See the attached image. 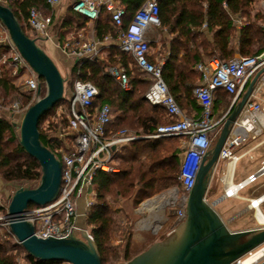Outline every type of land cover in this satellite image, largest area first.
I'll return each mask as SVG.
<instances>
[{
	"label": "built area",
	"instance_id": "2783aa9c",
	"mask_svg": "<svg viewBox=\"0 0 264 264\" xmlns=\"http://www.w3.org/2000/svg\"><path fill=\"white\" fill-rule=\"evenodd\" d=\"M15 1L18 0H0V4L9 7V4ZM62 2L63 0H45L46 6L51 10L59 7ZM262 7L264 10V0ZM72 9L89 22H96L102 10L109 13L117 30L115 41L119 49L134 59L142 77L151 83L145 94L146 101L152 106L162 107L170 121L158 125L153 133L144 137L137 136L125 128L108 135L107 129L113 120L111 107L108 104L94 107L99 90L90 81L76 80L71 96L67 98L69 103L60 106L57 111V114H66L68 123L65 130L73 139L72 147H65L67 134L60 131L58 136L62 143L55 153L62 164L59 195L48 205L29 208L24 219L33 225L34 235L38 238L63 239L84 231L93 240L91 231L79 228L76 219L80 198L85 199L87 211L94 203L91 195L97 173L116 172L115 156L122 147L132 141L141 138L180 137L184 140L185 147L178 177L182 191L178 188L169 191L168 194H173L174 199L168 202V207L175 209L179 222L185 221L189 195L195 185L203 158L219 136L229 115V112H226L219 117L215 116L214 102L217 94L225 93L234 98V103L238 102L255 74L264 67V52L258 56L239 57L228 62L215 57L207 63L196 65L195 69L201 75V82L195 90V97L202 112L200 118L190 119L184 116L164 81L163 68L166 58L151 60L150 35L161 27L159 0H146L127 25H125L127 12L116 0H77L72 4ZM27 22L37 40L52 39V14H46L43 8L33 7L29 10ZM262 28L264 32V25ZM113 39L114 37L108 35L103 42ZM101 43L102 41L98 40H88L73 44L57 43V47L67 56L82 63L99 59ZM0 52L4 62H8L13 68L14 77L22 80L23 86L33 93L34 98L40 88L46 90L44 80L23 58L1 22ZM107 72L123 89L129 88L128 75L123 66L108 67ZM263 135L264 74L257 81L249 100L231 126L220 152V160L229 163L238 161L236 151L247 142ZM261 177H264V164L245 181L234 185L233 188L230 187L226 195L230 198L237 196L239 191L257 182ZM257 200L261 205L264 202V193L251 200L250 206L256 209ZM9 223L10 220L7 218L4 226L10 231ZM259 225L262 227L250 230L264 229V225ZM230 264H264V243Z\"/></svg>",
	"mask_w": 264,
	"mask_h": 264
},
{
	"label": "trees",
	"instance_id": "16d2710c",
	"mask_svg": "<svg viewBox=\"0 0 264 264\" xmlns=\"http://www.w3.org/2000/svg\"><path fill=\"white\" fill-rule=\"evenodd\" d=\"M116 1L127 12L125 17V25H127L146 0ZM223 2H226V11L222 7ZM252 3L253 0H159L160 28L173 36L170 45L167 46L168 57L163 68V78L180 107H184L185 104L189 105V103L193 106L198 104L195 90L199 85L198 80H201V75L199 72H195L193 67L202 58L199 57L197 48L192 49L189 53V36L192 28H200L205 23L211 31L218 28L213 33L214 45L203 48V51H210L211 55L218 52L219 59L224 62L230 61L236 50L243 57L258 56L264 52V42L259 37L260 33L264 37V32L263 28L259 29L257 23L258 19L264 17V10L253 13ZM43 6L47 8L45 0H18L9 4V8L19 23L25 21L27 25L29 10L33 7L43 8ZM44 11L46 14L50 13L45 9ZM229 13L239 14L242 19H245L237 49L230 43L234 36V27ZM87 22L89 21L75 13L71 6L63 28H66L67 31L80 29ZM21 26L24 32L31 37L22 24ZM95 32L96 37L100 40L108 35L116 37L117 30L112 23L111 16L105 10L101 11L99 19L95 22ZM151 60L153 61L152 58ZM119 64L126 69L129 79L128 89H123L116 79L107 72L108 67H116ZM137 70L139 69L133 58L115 47L109 49V54L105 59L78 62L70 70L74 77L72 90L76 80L90 81L99 90L94 107L105 104L111 107L113 120L107 129L108 135L129 127L137 136H148L154 132L158 125H161L163 117L160 114L167 117L162 107L152 106L146 101L145 94L151 83L149 80H142L135 76L134 72ZM15 90L13 78L0 74V92L12 93ZM224 96L228 95L223 93ZM27 100L31 101V97ZM68 103L66 98L58 103L52 111ZM113 107L118 112L117 117L114 116ZM168 120L170 121L169 118ZM41 123L39 126L41 141L56 153L57 147L62 143L58 137L52 138L42 131ZM61 123L67 125V116L62 117ZM52 128L59 132L58 125L50 124L48 129ZM175 138L181 139L180 137H169L132 141L122 147L115 156V161L120 160L122 166L118 172L97 173L94 179V187L97 188L96 201L87 212V226L91 231L102 264L129 262L148 248L132 249L135 222H131L127 215L121 220L119 216L123 211L114 209L113 203L123 198L127 202L132 201L135 209L146 200L172 188L182 191L178 179L181 163L180 152L167 143L168 140ZM0 172L8 181L31 182L41 178L39 163L20 146L13 124L1 118ZM33 207L36 206L31 205L29 208ZM6 230L5 240H0V264L63 263L44 262L33 258L14 240L11 232ZM117 232L120 233L122 242H124L122 246L113 243V235ZM120 246L122 250H120Z\"/></svg>",
	"mask_w": 264,
	"mask_h": 264
},
{
	"label": "water",
	"instance_id": "95a60500",
	"mask_svg": "<svg viewBox=\"0 0 264 264\" xmlns=\"http://www.w3.org/2000/svg\"><path fill=\"white\" fill-rule=\"evenodd\" d=\"M0 22L23 58L46 84V92L43 93L41 88L37 91L35 101L24 113L19 127V144L39 163L41 179L36 188H19L13 194L7 213L10 232L28 255L40 261L102 264L94 241L84 231L82 239L77 234L63 239H42L34 235L33 225L24 219L31 205H48L60 192L62 164L42 143L39 126L44 116L65 99V79L55 62L38 45L37 39L29 37L13 11L2 4ZM263 74L264 67L255 74L241 99L233 104L214 148L204 156L189 195L186 221L172 237L153 244L131 261L121 264H230L264 243V229L231 232L215 212L216 202L209 204L206 200L213 171L220 161V152L231 126Z\"/></svg>",
	"mask_w": 264,
	"mask_h": 264
},
{
	"label": "crops",
	"instance_id": "0c3cea01",
	"mask_svg": "<svg viewBox=\"0 0 264 264\" xmlns=\"http://www.w3.org/2000/svg\"><path fill=\"white\" fill-rule=\"evenodd\" d=\"M262 1L263 0H253V3L251 4V9H254V13L257 12L256 8H257L258 3L263 10ZM61 5L55 9H53V10L50 9L49 14L53 15V24L51 27L52 39H38L37 40V42H39V41L40 42L50 41L52 44H54L56 51H55V55L53 56V59H52L53 61L57 60L59 62H62L64 67L67 69V71H70L72 69V67L77 63L76 59L67 56L66 53H64L60 48H58L57 43H59V44H61V43L73 44L76 42L88 41V40L102 41L101 45H99L100 52H99V59L98 60L105 59L107 57V55L109 54L110 48L115 47V48L119 49V45L115 41V37L112 41H109L106 43L103 42V40H100L96 37L95 22H87L84 27H82L80 29H72L70 31H67L66 28H63V23H64L67 15H68V11L70 10L72 5L68 6V8H66V9L64 8L63 10H61V7H62ZM222 7L225 11L227 10L226 2L222 3ZM204 8H206V5H204ZM229 15H230L231 21L233 23L234 33H235V36H233L230 43L235 49H237L239 47V44H240V31L244 25V22H243V19L241 18V16L239 14L233 15V14L229 13ZM217 29L218 28H215L214 30L211 31V29L208 27L207 23L203 24V26H201L200 28H192L191 29V35L189 36V53H191L192 49L197 48V49H199V57L202 58L197 63H195V66L193 67L195 72H197L195 69L196 65H198L199 63H207L212 58H215V57L219 58L218 52H215L214 55L213 54L211 55L210 51L209 52L203 51V48L212 47L214 45L215 38H214L213 33ZM160 31H161V34L159 35V37L162 39L161 40L159 38L161 40L160 42L163 41L166 46H169L173 36L171 34H169L166 30H160V28L156 29L153 33L157 34ZM153 41H155V40H151V42H153ZM151 52H152L151 58L153 59V61H155L156 59H158L160 57H165L166 61H167L168 53H165L164 55L160 54V51H153L152 47H151ZM239 57H242V55L239 54L238 50H236L234 57L232 59L239 58ZM119 66H122V65L119 64L116 67H119ZM139 73H140V71H139ZM140 75H141V73H140ZM141 77H142V75H141ZM142 78H144V77H142ZM143 80H147V79L144 78ZM200 82H201V80H198V84H200ZM218 94H217L218 98H216V100L214 102V108L216 107V102L223 97L222 92H220ZM180 108L182 109L184 116H186L190 119H198L201 116L202 108L200 107L199 104H196L195 106H193L191 103H189V105L185 104L184 107H180ZM214 114L216 117H219V116L223 115L224 113L219 111L218 114H216V113H214ZM262 137H264V135ZM262 137H260L256 140H251V141L247 142L246 144H244L241 148H239L236 151V155L239 157V160L234 162V163L226 162L227 167L224 170L223 174H221V182H222L223 187H224V193L219 198V200L222 201L225 199L226 200L229 199V200L233 201V204L236 205L238 210H240L239 212H243L245 214V213H248L249 211L252 210V211H254L255 216H256L257 212H256L255 208L250 206V201L258 198L260 195H262L264 193V177L259 178L257 180V182L252 183V184L248 185L247 187H245L243 190L239 191L238 195L235 197H232V198L228 197L226 195V191L230 187H232L233 185H236L238 183L245 181L250 175L255 174L258 171V169L262 166V164H264V156L261 154V152H259L260 148L264 145V140H261L260 142H258ZM183 143H184V140H183ZM244 159H249L251 161V164L247 167L244 165V168H242L241 171L239 172L238 167ZM220 161L218 162L217 166L215 167V169L213 171L211 181L209 184V190L211 188V183H212L215 175L217 173H219V171H220V169L218 167L219 164L221 163ZM168 193H169V191L166 194H164L163 196L164 197L168 196L169 195ZM159 198H160V196L155 198V199L154 198L148 199L147 201H145L139 205L137 210L141 214H147V217H144L141 221L139 220V222L136 224V226H134V232H133V238H132V249L133 250L142 249L144 247L150 248L155 243L163 242V241H159L157 239V236L159 235V233L161 231L160 225L165 224L167 219H166L165 215H162L160 212L162 210H164V212H166V210L169 209V207H168V203H167L161 209L158 206V204L153 203L154 200L159 199ZM206 200H207V196H206ZM207 202H208V200H207ZM263 205H264V202L260 205V209L262 212H263V210H262ZM214 210H215V208H214ZM229 210H230V205H223L221 207V209L215 210V212L219 215V217L223 221V218H222L223 215H227L229 213ZM87 212L88 211L86 209V201L84 198H80L78 200V217L76 219V225L83 230L89 229L87 226ZM256 220H257V218H256ZM185 221H183V222H185ZM183 222H179L176 218V223L173 227V231L175 232L174 234L177 233V229L180 228V226L182 225ZM154 225H158L159 229L155 230ZM249 227H252V226H249ZM243 231H245V230H243ZM234 232H239V231H234ZM121 263H126V262H121Z\"/></svg>",
	"mask_w": 264,
	"mask_h": 264
},
{
	"label": "rangeland",
	"instance_id": "374dc122",
	"mask_svg": "<svg viewBox=\"0 0 264 264\" xmlns=\"http://www.w3.org/2000/svg\"><path fill=\"white\" fill-rule=\"evenodd\" d=\"M76 0H63L62 2V7L61 10H63L64 8H68V6L72 5ZM43 8L45 10H47L48 12L50 11L49 8H46L45 6H43ZM256 11L261 12L262 8L260 7L259 3L257 5ZM62 12V11H61ZM254 13V12H253ZM243 22H245V19H243ZM258 23V27L259 29L262 30V27L264 25V17H262V19H258L257 20ZM21 24L23 25V27L27 30V33L33 38L36 39L37 37L34 35V33L30 30V28L28 27L27 23L25 21H22ZM160 30H162L160 28ZM161 34V31L157 34L151 33L150 35V39L151 40H155L153 42H151L153 51H160V54H165L168 53L167 51V46L164 44V42H160L162 39L159 37V35ZM235 36V33H234ZM262 39V42H264V37L262 35V33H260V36ZM161 40H160V39ZM38 45L45 50V52L47 53V55L53 59V56L55 55V51L56 48L54 46V44H52L50 41H45V42H38ZM243 57V56H242ZM4 58L1 55L0 52V74L1 75H6L7 77H10L11 79L13 78V83L16 87V90L13 91L12 93H5L3 91L0 92V118L4 119L8 122H10L11 124H16L17 127L15 128L16 130V136H17V141L19 142V127L21 124V121L23 119L24 113L26 112V110L28 109V107L30 105H32L35 101L34 95L33 93H31L30 91H28L24 86H23V82L21 79L15 78L14 74H13V68L10 66V64L8 62H4ZM56 66L58 67L59 71L61 72L63 78L65 79V99L71 96L72 93V82L74 81V77L71 74V71H67V69L64 67V65L62 64V62H59L57 60L54 61ZM131 67H133V65H131ZM108 69V68H107ZM134 75L139 77L140 79H144L141 77L139 71H135ZM46 90H43V93H45ZM31 97V101H28L27 98ZM233 103V98L232 97H222L220 100H218L216 102V107L214 108V113L218 114V112H223L226 113L227 110L229 109V106H231ZM59 109L57 110H51L48 114H46L44 116V119L41 123V129L42 131L46 132L50 137H58L60 131L64 134H67L68 132L65 130L67 125L66 123H61L62 121V117H66V114L60 113V114H56ZM114 110V116L117 117L118 112L116 111V109L113 107ZM61 114H63V116H60ZM162 115V121L161 124H166L168 123V118L163 115L162 113L160 114ZM50 124H55L58 125L59 127V132L56 131V129L52 128V129H48ZM128 129L131 133H135L132 129H130L129 127L126 128ZM65 130V132H64ZM66 139L67 142L64 143V146L66 147H72L73 145V139L70 135H66ZM216 140L213 141L211 149L214 148L215 144H216ZM261 140H264V137H262L258 142H260ZM167 143L171 146H173V149L177 148L180 152V159L182 158V155L185 151L184 148V143L183 140L179 139V138H175L173 140H168ZM66 144V145H65ZM259 152H261V154L264 156V145L260 148ZM221 163L219 164V173H217L211 183V188L207 194V200L209 204H213L214 202V208L215 210L221 209V207L223 205H230V210L229 213L227 215H223V221L225 222V224L227 225V227L229 228L230 231L234 232V231H243V230H250V229H257L260 228L262 226H260L256 220V216L254 211H249L248 213H243V212H239L240 210H238V208L236 207V205L233 204V201L231 200H222L220 201L219 198L222 196V194L224 193V187L223 184L221 182V174H223L224 170L227 167V163L226 161H220ZM251 164V161L249 159H244L239 167H238V171L240 172L242 168H244V165L247 167ZM115 167H116V172H118V170H120L122 168L121 166V162L120 160H116L115 161ZM41 179V178H40ZM40 179L36 180V181H8L5 177L4 174L2 172H0V240L4 241V235L6 234V227L4 226V224H6L7 221V213H8V207L10 205L11 202V198L13 196V194L16 192V190H18L19 188H36L39 183H40ZM173 189V188H172ZM96 187H93V194L92 196V201L95 202L96 201ZM171 190V189H170ZM168 190V191H170ZM216 190V191H215ZM168 191L163 192L160 195L154 196L153 198H157L160 196L159 199L164 198V194H166ZM151 199V198H150ZM118 200V199H117ZM147 201V200H146ZM133 203L132 201L127 202L126 200H124L123 198H120L118 201H116L115 203L112 204V207L114 209H118V210H122L123 213L120 214V219L122 220V218H124V216H129V220L131 222H135L134 226H136V224L139 222V220L141 221L144 217H147V214H141L139 213V211L137 210V208L134 209L133 207ZM262 210L264 212V205L262 207ZM162 215H165L167 221L165 224H159L161 226V231L159 233V235L157 236V239L159 241H165L168 238L172 237L174 235V231H173V227L176 223V211L173 208H169L166 210V212H164V210H162L160 212ZM164 217V218H165ZM163 218V219H164ZM252 226V227H249ZM90 230V229H89ZM78 238H81V234H77L76 235ZM15 240V238H14ZM84 240V239H83ZM85 241V240H84ZM113 243L115 245H123L124 242H122V238L120 237V233L117 232L116 234L113 235ZM120 246V250H122ZM139 250V249H137ZM121 261H119L118 264H120ZM62 264H68V263H62Z\"/></svg>",
	"mask_w": 264,
	"mask_h": 264
},
{
	"label": "bare ground",
	"instance_id": "6f19581e",
	"mask_svg": "<svg viewBox=\"0 0 264 264\" xmlns=\"http://www.w3.org/2000/svg\"><path fill=\"white\" fill-rule=\"evenodd\" d=\"M234 186V185H233ZM233 186H232V188H233ZM234 190H232V193L234 194V192H233ZM174 199V195L173 194H171V195H168V196H166V197H164V198H161V199H156V200H154L153 201V203L154 204H158V206L162 209L163 207H164V205L165 204H167L170 200H173ZM259 200H257L256 201V205H255V207H256V212H257V214H256V218H257V221H258V223L259 224H261V225H264V213L261 211V209H260V204H259ZM155 207V206H154ZM160 209V210H161ZM154 228H155V230H158L159 229V226L158 225H154Z\"/></svg>",
	"mask_w": 264,
	"mask_h": 264
},
{
	"label": "flooded vegetation",
	"instance_id": "af4514ba",
	"mask_svg": "<svg viewBox=\"0 0 264 264\" xmlns=\"http://www.w3.org/2000/svg\"><path fill=\"white\" fill-rule=\"evenodd\" d=\"M237 102H235L234 103V98H233V103H232V105L229 107V109H228V111L227 112H229V114L231 113V111H232V106H233V104H236Z\"/></svg>",
	"mask_w": 264,
	"mask_h": 264
}]
</instances>
